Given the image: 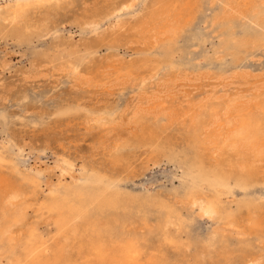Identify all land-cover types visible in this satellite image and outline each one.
Returning a JSON list of instances; mask_svg holds the SVG:
<instances>
[{
	"label": "rangeland",
	"instance_id": "obj_1",
	"mask_svg": "<svg viewBox=\"0 0 264 264\" xmlns=\"http://www.w3.org/2000/svg\"><path fill=\"white\" fill-rule=\"evenodd\" d=\"M155 1L0 0V197L7 186L22 189L31 204L27 222L36 223L49 240L54 234L52 217L38 214V204L51 189L79 183L97 170L117 177L123 191L162 199L180 212V239L188 247L180 253L165 244L164 257L171 264H218L225 250L210 245L215 236H224L232 251L249 241L250 253L258 255L264 252L259 239L202 216L197 205L185 200L182 160L170 163L148 146L119 148L141 133L132 115L141 108L162 104L182 117L162 137L181 155L190 113L185 112L192 106L208 99L225 103L250 97L264 105V47L248 49L238 61L218 54L220 26L212 20L221 5H210V0H200L191 25L177 39L172 71L181 76L171 77L164 64L155 71L150 64L164 57L160 35L152 30L150 41L145 40L147 25L140 23H148ZM57 53L61 59L55 61ZM67 54L85 59L78 68L61 64ZM250 155L255 178L246 191L233 189L224 201H232L233 211L242 200L255 201L264 213V155L255 160ZM216 156L210 152L207 158L213 163ZM27 178L35 184H28ZM35 185L39 187L32 194ZM212 193L206 190L207 198ZM242 215L240 223L245 222ZM162 222V214L149 207L147 223L137 217L127 231L137 235L149 254L159 250ZM7 258L0 243V264H8ZM232 262L242 264L237 254Z\"/></svg>",
	"mask_w": 264,
	"mask_h": 264
},
{
	"label": "bare ground",
	"instance_id": "obj_2",
	"mask_svg": "<svg viewBox=\"0 0 264 264\" xmlns=\"http://www.w3.org/2000/svg\"><path fill=\"white\" fill-rule=\"evenodd\" d=\"M199 3L200 0H157L147 15L148 23L140 22L147 25L143 30L145 40L149 39L147 35L152 30L160 35H157V39L164 57L162 61L150 64L155 71L164 64L171 70V77L177 80L181 76L172 71L173 54L177 39L191 25ZM211 4L221 5L212 20L220 26L222 45L218 54L231 56L238 61L239 55L248 49L264 47V0H210ZM71 56L65 55L66 60L63 58L61 64L69 62L78 68L85 59L76 54L75 59ZM57 59H61V54L53 57V60ZM143 65H148V62ZM129 75L132 76V73ZM188 112V127L183 131L187 144L181 155L173 150L168 138L162 137L182 117L179 119L175 110L162 104L133 112L141 133L134 134L132 142L124 143L119 148L148 146L152 154L163 155L170 163L176 164V161L182 160L183 165L180 164L179 168L182 169L185 200L197 205L202 216L235 227L236 230L240 228L249 238L254 236L259 239L264 247L262 206L255 201L242 200L233 211L230 209L232 201H224L225 196L232 195L233 189L246 191L256 176L257 169L249 159L250 154H253L254 160L264 155L263 101L250 97L216 103L208 99L185 113ZM210 152L217 154L212 159L213 163L210 157L207 158ZM230 152L234 153L231 155ZM27 179L28 184H35L32 178ZM119 181L117 177L92 170L79 183L51 189L38 204V214L45 213L52 217L54 234L49 240L43 237L36 223L27 222V208L31 204L27 202L22 189L7 186L0 197V243L9 254L8 264H171L164 257L163 246L168 244L180 253L188 247L180 239L184 225L180 212L162 199L123 191ZM38 187L33 186L32 194L37 192ZM206 190L213 192L208 198ZM149 207L162 214L163 224L159 226L162 234L159 250L147 254L137 235L129 234L127 227L137 217L142 224H146ZM242 213L245 222L240 223L238 217ZM170 226L173 231H170ZM248 242H241L232 251L224 236H215L210 245L213 244V248L218 245L225 250L218 264H234V254L239 255L242 264H264V252L260 250L258 255L251 254L253 247ZM49 250L51 253H47Z\"/></svg>",
	"mask_w": 264,
	"mask_h": 264
}]
</instances>
